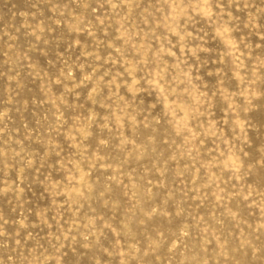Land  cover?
I'll use <instances>...</instances> for the list:
<instances>
[{
	"label": "rangeland",
	"instance_id": "rangeland-1",
	"mask_svg": "<svg viewBox=\"0 0 264 264\" xmlns=\"http://www.w3.org/2000/svg\"><path fill=\"white\" fill-rule=\"evenodd\" d=\"M0 264H264V0H0Z\"/></svg>",
	"mask_w": 264,
	"mask_h": 264
}]
</instances>
